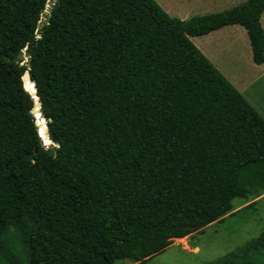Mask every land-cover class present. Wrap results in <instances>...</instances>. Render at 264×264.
Masks as SVG:
<instances>
[{
	"label": "trees",
	"instance_id": "16d2710c",
	"mask_svg": "<svg viewBox=\"0 0 264 264\" xmlns=\"http://www.w3.org/2000/svg\"><path fill=\"white\" fill-rule=\"evenodd\" d=\"M263 12L247 0L183 21L154 0H0V236L30 223L25 259L0 242V264H146L264 193V118L190 41L237 25L264 64ZM25 72L58 147L38 135Z\"/></svg>",
	"mask_w": 264,
	"mask_h": 264
},
{
	"label": "rangeland",
	"instance_id": "374dc122",
	"mask_svg": "<svg viewBox=\"0 0 264 264\" xmlns=\"http://www.w3.org/2000/svg\"><path fill=\"white\" fill-rule=\"evenodd\" d=\"M170 17L187 20L194 16L219 13L243 4L247 0H154ZM260 24L264 31V12L260 16ZM241 30L242 35L236 34L235 40L229 41L223 36L225 31ZM223 31L198 37H190L193 45L209 57L217 58L221 66L239 67L246 74L251 60L247 35L239 26H228ZM215 37L217 39L215 40ZM230 43V45L228 44ZM223 45H228L230 52H223ZM210 55V56H208ZM213 61V60H212ZM220 63V64H219ZM264 72V71H263ZM248 73V71H247ZM253 74V73H252ZM261 77V69L255 70L253 76ZM245 76L244 78H246ZM264 84V76L255 86ZM255 88V87H254ZM244 94L254 106V109L264 118V101H259L252 89ZM233 210L200 231H196L183 240L173 239L169 246L161 253L151 257L146 264H244L249 259L256 264H264V245L253 240L264 230V193L256 198L246 200L235 198L232 200ZM30 223L24 221L20 227H10L0 236L4 246V256L14 259H25V254L18 238L29 235ZM114 264H138L128 260L116 261Z\"/></svg>",
	"mask_w": 264,
	"mask_h": 264
},
{
	"label": "crops",
	"instance_id": "0c3cea01",
	"mask_svg": "<svg viewBox=\"0 0 264 264\" xmlns=\"http://www.w3.org/2000/svg\"><path fill=\"white\" fill-rule=\"evenodd\" d=\"M166 13V12H165ZM167 14V13H166ZM233 26H237V25H231ZM228 27V26H226ZM223 27L219 30L213 31L214 33H217L219 31H223L222 29L226 28ZM240 27V26H239ZM243 29V28H242ZM244 30V29H243ZM211 32V33H213ZM227 32V36L226 38L231 41V40H235L234 37H236V34H240L242 35V31L241 30H234V28H232V30L230 31H225V33L223 34V36H225ZM211 33L207 34V35H211ZM217 39V37H215V40ZM247 43L249 45L248 42V38H247ZM230 45V43H228ZM223 52L228 54L230 52V48L228 45H223L222 47ZM250 49V46H249ZM249 56L246 54V57L249 58V60H251V64L250 66H248V69H244L246 71V74H244V72L240 73L242 71L239 70V67H237L236 69H232L231 65H227V66H219L217 63V58L215 55H213L211 57L210 60L209 57H207L205 54H203L206 59L218 70V72L246 99V101L254 108L253 104L251 103V101H249V99L244 95V94H248L249 89H252L253 92L258 95L257 98H259V101H264V84H262L260 87L259 86H255L254 84L256 82H258L259 80H261V77L264 76V64L261 65H256L252 62V58H251V49L249 50ZM210 56V55H208ZM220 64V63H219ZM257 69H261V77H257L256 75L253 76L255 74V70ZM248 71V73H247ZM253 73V74H252ZM245 76H247L246 78H244ZM255 87V88H254ZM249 96H251V94H248Z\"/></svg>",
	"mask_w": 264,
	"mask_h": 264
},
{
	"label": "water",
	"instance_id": "95a60500",
	"mask_svg": "<svg viewBox=\"0 0 264 264\" xmlns=\"http://www.w3.org/2000/svg\"><path fill=\"white\" fill-rule=\"evenodd\" d=\"M42 25H43V24L40 23L39 27H42ZM25 50H26V48H24V49L22 50V53L19 54V55L17 56V58H16V59L20 62L21 65H23L24 63H26L27 60H28V58H27V56H26V53H25ZM22 81H23V88H24V90L27 91V92L30 94V96H31L32 98H34V104H33V107H32V109H31V114H32V116H33V119H34V122H35L36 127L38 128V124H37V122H36V118H35V115H36V114L40 115L41 118H42V121L44 122V134H43V137H44V139L47 141V144H45L44 139H42V137H41L40 134L38 133L39 137L41 138L42 144H43L46 148H47V147H53V146L58 147V144L54 145V144L50 141V139H49V135H48V124H47L46 119H45V118L42 116V114H41V110H40V105H41V103H40L38 97L36 96V87H35L34 83L30 81V79H29V75H28V72H25V73L23 74ZM27 84H31V85H32L33 93L29 92V87H28Z\"/></svg>",
	"mask_w": 264,
	"mask_h": 264
},
{
	"label": "bare ground",
	"instance_id": "6f19581e",
	"mask_svg": "<svg viewBox=\"0 0 264 264\" xmlns=\"http://www.w3.org/2000/svg\"><path fill=\"white\" fill-rule=\"evenodd\" d=\"M177 240H180L181 241V240H183V238L182 239H177Z\"/></svg>",
	"mask_w": 264,
	"mask_h": 264
}]
</instances>
